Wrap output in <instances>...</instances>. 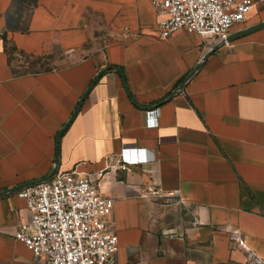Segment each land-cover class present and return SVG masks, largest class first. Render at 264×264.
Returning <instances> with one entry per match:
<instances>
[{"label": "crops", "instance_id": "1", "mask_svg": "<svg viewBox=\"0 0 264 264\" xmlns=\"http://www.w3.org/2000/svg\"><path fill=\"white\" fill-rule=\"evenodd\" d=\"M253 1L213 50L163 38L150 0H0V264H45L14 237L26 201L4 192L56 158L114 199V264H264V28L236 37L264 22ZM21 55L49 64L22 72ZM163 195L188 217L167 221Z\"/></svg>", "mask_w": 264, "mask_h": 264}, {"label": "built area", "instance_id": "2", "mask_svg": "<svg viewBox=\"0 0 264 264\" xmlns=\"http://www.w3.org/2000/svg\"><path fill=\"white\" fill-rule=\"evenodd\" d=\"M162 16L161 36L180 29L202 34L212 45L227 41L232 28L246 20L253 0H150ZM124 155L120 169L131 171ZM29 221L14 237L45 264H114L119 237L110 224L115 201L99 183L76 170L57 171L50 179L20 189Z\"/></svg>", "mask_w": 264, "mask_h": 264}, {"label": "rangeland", "instance_id": "3", "mask_svg": "<svg viewBox=\"0 0 264 264\" xmlns=\"http://www.w3.org/2000/svg\"><path fill=\"white\" fill-rule=\"evenodd\" d=\"M18 59L24 61L25 63L21 66V71H31V70H40L41 68L47 67L49 64L47 59H42L39 57L31 58L29 56L21 55L18 56ZM27 61V63H26ZM50 64H58L54 62H50ZM158 202L163 204L164 208L163 211L165 212L164 216L167 221L175 222L179 219L187 218L188 217V209L185 206L181 205L177 199L170 196H157ZM166 206V207H165Z\"/></svg>", "mask_w": 264, "mask_h": 264}, {"label": "water", "instance_id": "4", "mask_svg": "<svg viewBox=\"0 0 264 264\" xmlns=\"http://www.w3.org/2000/svg\"><path fill=\"white\" fill-rule=\"evenodd\" d=\"M261 28H264V22H261V23H259V24H257V25H254V26H252V27H250V28H248V29H245V30H243V31H240V33H237L236 37H238V36H240V35L248 34V33H250V32H253V31L258 30V29H261ZM232 39H234V37H233L232 35H229L227 41L229 42V41H231ZM223 45H225V41L216 44V45L213 47V48H214L213 50H216V49H218L219 47H221V46H223ZM116 70H117L120 74L123 75V72H122V70H121L120 68L116 67ZM103 72H104V70L100 71V73L98 74V76H99L101 73H103ZM192 75H193V72H192V73H191V74L185 79V81L180 85L179 90L183 89L186 80H188ZM96 79H97V78L93 79V82H92V84L88 87V89H87L85 95L89 92V90L91 89V87L93 86V84L96 82ZM126 88H127V84H126ZM175 93H176V91H175L173 94H175ZM85 95L81 98V100H80V102H79V104H78L76 110L74 111L72 117L69 119L68 123H67V124H66V125L60 130V132H59V134H58V137H57V142L59 141V139H60L61 135L63 134L64 130H66V129L68 128V126L71 124V122L73 121V119H74L75 116L77 115L78 111L80 110V108H81V106H82V103H83V100H84V98H85ZM57 170H58V158H56L55 166H54L52 172L50 173V175H48V177H46V178L43 179V180H48V179H50V178H51V177L57 172ZM43 180L33 181V182H30V183H27V184H24V185H20V186L15 187V188L7 189L4 193H10V192L17 191V190H20V189H22V188H24V187H26V186L32 185V184H34V183H36V182L43 181ZM2 194H3V193H0V195H2Z\"/></svg>", "mask_w": 264, "mask_h": 264}]
</instances>
